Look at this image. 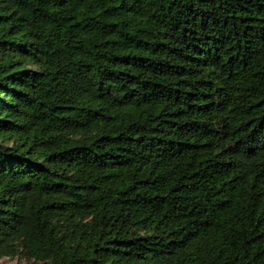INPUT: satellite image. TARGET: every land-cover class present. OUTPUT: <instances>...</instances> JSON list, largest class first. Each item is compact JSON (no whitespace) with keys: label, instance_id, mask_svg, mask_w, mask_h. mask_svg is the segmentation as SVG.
Returning <instances> with one entry per match:
<instances>
[{"label":"trees","instance_id":"1","mask_svg":"<svg viewBox=\"0 0 264 264\" xmlns=\"http://www.w3.org/2000/svg\"><path fill=\"white\" fill-rule=\"evenodd\" d=\"M264 264V0H0V259Z\"/></svg>","mask_w":264,"mask_h":264},{"label":"rangeland","instance_id":"2","mask_svg":"<svg viewBox=\"0 0 264 264\" xmlns=\"http://www.w3.org/2000/svg\"><path fill=\"white\" fill-rule=\"evenodd\" d=\"M0 264H26V262L24 260L15 258V259H11V258H1L0 259Z\"/></svg>","mask_w":264,"mask_h":264}]
</instances>
